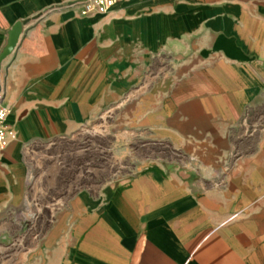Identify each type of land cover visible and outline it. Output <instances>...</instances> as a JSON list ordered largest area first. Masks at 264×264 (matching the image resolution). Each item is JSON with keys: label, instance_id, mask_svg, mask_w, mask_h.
<instances>
[{"label": "crops", "instance_id": "1", "mask_svg": "<svg viewBox=\"0 0 264 264\" xmlns=\"http://www.w3.org/2000/svg\"><path fill=\"white\" fill-rule=\"evenodd\" d=\"M0 0L2 222L27 210L28 143L103 114L178 159L62 207L14 264H264V0Z\"/></svg>", "mask_w": 264, "mask_h": 264}, {"label": "rangeland", "instance_id": "2", "mask_svg": "<svg viewBox=\"0 0 264 264\" xmlns=\"http://www.w3.org/2000/svg\"><path fill=\"white\" fill-rule=\"evenodd\" d=\"M24 158L29 177L27 210L2 222L0 264H14L15 257L36 247L50 229L56 208L78 192H97L149 162L178 156L165 146L147 142L114 109L70 135L28 143Z\"/></svg>", "mask_w": 264, "mask_h": 264}, {"label": "built area", "instance_id": "3", "mask_svg": "<svg viewBox=\"0 0 264 264\" xmlns=\"http://www.w3.org/2000/svg\"><path fill=\"white\" fill-rule=\"evenodd\" d=\"M118 0H73L70 6L78 8L79 15L106 14ZM8 111L1 104L0 98V151H3L15 139L12 129L6 124Z\"/></svg>", "mask_w": 264, "mask_h": 264}, {"label": "water", "instance_id": "4", "mask_svg": "<svg viewBox=\"0 0 264 264\" xmlns=\"http://www.w3.org/2000/svg\"><path fill=\"white\" fill-rule=\"evenodd\" d=\"M20 31H21V24L18 23L16 25H14L11 28V30L8 32L6 44H5L4 48L2 49V51L0 52V62L6 56H8L12 52V50L14 49V47L17 43Z\"/></svg>", "mask_w": 264, "mask_h": 264}]
</instances>
